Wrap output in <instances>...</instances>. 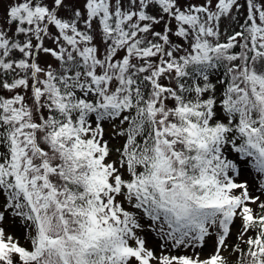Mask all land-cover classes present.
I'll list each match as a JSON object with an SVG mask.
<instances>
[{
    "label": "snow or ice",
    "instance_id": "obj_1",
    "mask_svg": "<svg viewBox=\"0 0 264 264\" xmlns=\"http://www.w3.org/2000/svg\"><path fill=\"white\" fill-rule=\"evenodd\" d=\"M0 264H264V0H0Z\"/></svg>",
    "mask_w": 264,
    "mask_h": 264
},
{
    "label": "rangeland",
    "instance_id": "obj_2",
    "mask_svg": "<svg viewBox=\"0 0 264 264\" xmlns=\"http://www.w3.org/2000/svg\"><path fill=\"white\" fill-rule=\"evenodd\" d=\"M235 239V237L233 236V240ZM231 242V241H230Z\"/></svg>",
    "mask_w": 264,
    "mask_h": 264
}]
</instances>
